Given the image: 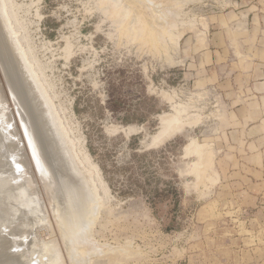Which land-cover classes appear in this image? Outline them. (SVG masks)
<instances>
[{"label":"rangeland","instance_id":"1","mask_svg":"<svg viewBox=\"0 0 264 264\" xmlns=\"http://www.w3.org/2000/svg\"><path fill=\"white\" fill-rule=\"evenodd\" d=\"M255 1L6 0L17 38L76 152L95 166L100 203L87 240L62 238L74 221L63 190L74 171L38 114L0 22V107L13 123L0 117V173L11 166L23 178L26 168L32 177L26 194L39 201L27 228L12 231L14 208L26 194L18 189L7 207L2 202L12 189L0 188V264H264V123H240V103L264 64V0ZM252 9L260 16L253 29ZM4 77L26 122L33 125L36 117L30 133H40L37 152ZM163 119L171 122L169 131L152 140ZM15 145L23 167L13 162ZM39 159L53 177L38 170ZM43 181L52 184V202ZM73 183L83 185L78 174ZM79 204L76 222L86 218Z\"/></svg>","mask_w":264,"mask_h":264},{"label":"bare ground","instance_id":"2","mask_svg":"<svg viewBox=\"0 0 264 264\" xmlns=\"http://www.w3.org/2000/svg\"><path fill=\"white\" fill-rule=\"evenodd\" d=\"M10 9V8H9ZM9 9H7V4H6V0H0V22H1V24H2V27L1 28H3V31H4V34L3 35H5L4 37L6 38V39H4V40H6V43H7V45H9V48L8 49H10L12 52H13V55H14V57L18 60V62H17V60H16V64L18 65V63H19V67H21L22 68V71H23V74H24V77H25V79L27 80L26 81V83L28 82V84H29V86H30V88L32 89V93L35 95V97H37L36 99H38V104H39V106L41 107L40 109H39V113L38 114H40V115H43L47 120V124L49 123L50 124V128H51V132H52V134H53V136L55 137V143L57 142V144H59V146L61 147V149L63 150V152H64V154H66V157H67V162H68V168L70 169V170H72V171H74V173H73V175L76 177V174H78L79 176H80V180L82 181V184L83 185H81V187H79L80 185H78V188H76V185H74V176L72 177H70V179L69 178H67V180L65 181L66 183H64L63 184V190L65 191V199H64V202L65 203H69L70 204V208L72 209L70 212H69V215L71 216V217H73L74 218V221H72L71 223H70V226L69 227H67L66 228V232H63V233H61V235H62V238H66L67 239V241L69 242H73V240L75 239V235H76V238L78 239V237H81V239L82 240H87V238L88 237H90V229H91V223H93V218L95 217V213L97 212V208H98V206L97 205H99V199H98V197L96 196V193H97V191H94V190H96V189H94L93 187L95 186V185H93V183L94 182H92V175H93V172H94V169H95V166H93L92 164H90L89 162H88V158L85 156V157H83V159H81V156L79 157V153L78 152H76L77 150L75 149V145H74V141L69 137V135H68V130H66V128H65V126L63 125V122H62V119H61V117L59 116V114H58V111H57V108L54 106V104H53V102H52V99H51V97L48 95V92H47V89L45 88V86H44V84H43V82L41 81V79H40V76L38 75V72H36V70L34 69V67L32 66V63L30 62V60H28V57H27V52L23 49V47H22V45H21V43L19 42V40H18V38H17V35H16V29H14L13 28V26H12V24H11V21H10V17L12 16H10V14H9ZM11 9H12V7H11ZM10 9V10H11ZM14 14V13H13ZM10 16V17H9ZM14 23H15V21H13ZM0 24V25H1ZM15 25V24H14ZM2 35V34H1ZM3 41V40H2ZM21 41V40H20ZM22 41H24L25 42V40H22ZM21 41V42H22ZM4 43H5V41H4ZM5 43V44H6ZM1 45V44H0ZM7 45H5L6 47H8ZM29 46V45H28ZM27 47V46H26ZM25 47V48H26ZM8 49H6V50H8ZM1 50V49H0ZM4 50V49H3ZM1 52V51H0ZM6 52V51H5ZM2 53V52H1ZM12 54V53H11ZM4 54L2 53V56H3ZM6 55V54H5ZM9 55V54H8ZM12 57V56H11ZM13 57V58H14ZM3 58V57H2ZM10 58V57H9ZM14 58V59H15ZM1 59V58H0ZM11 59V58H10ZM10 59H8V60H10ZM4 61H5V59H3ZM6 62L8 63V61L6 60ZM1 64H2V61L0 62ZM7 63H5L6 65H7ZM4 64V65H5ZM10 65H13V64H10ZM4 67V66H3ZM7 67H9V65L7 66ZM7 67H6V69H7ZM5 69V68H4ZM13 69H14V66H13ZM12 70V69H11ZM10 70V71H11ZM4 71V70H3ZM9 71V72H10ZM13 71V70H12ZM11 71V72H12ZM21 71V70H20ZM22 71H21V73H22ZM6 72H8V71H5L4 72V74L6 73ZM3 73V72H2ZM3 74V75H4ZM20 74V73H19ZM7 75V74H6ZM14 76V75H13ZM1 77V76H0ZM5 78V77H4ZM15 78V77H14ZM23 78V77H22ZM9 79V78H8ZM5 80H6V78H5ZM10 80H11V77H10ZM14 80V79H13ZM17 81H18V79H17ZM6 82H7V80H6ZM19 82V81H18ZM11 83H13L14 84V82H11ZM25 83V82H24ZM6 84H8L9 86H7V87H9V93H11V100H13V102L15 103V110H16V112H17V116L19 117V119H20V123H22V128H23V131H24V135L26 136L25 138H27L26 140H28L27 141V143L29 144V146L33 149V151L34 152H37V151H39V145H38V141L36 142V139H38L39 137H40V133L38 132V130L35 132V133H30V126L32 125V124H30V123H28V122H26V119H27V112L25 111V109L20 105V102H18L19 100L17 99V95H16V93H15V90H13L12 89V87H11V84L10 83H6ZM16 84H18V83H16ZM20 85V84H19ZM14 86H15V84H14ZM22 85H20V88H22L21 87ZM15 87H17V86H15ZM25 88V87H24ZM27 89V88H26ZM21 90V89H20ZM29 92V91H28ZM20 93V92H19ZM31 93V92H30ZM21 94V93H20ZM10 95V94H9ZM31 95V94H30ZM29 96V95H28ZM25 97V96H24ZM31 98V97H30ZM20 99V98H19ZM37 101V100H36ZM27 102V101H26ZM29 102V101H28ZM27 102V103H28ZM0 103H1V101H0ZM22 103V102H21ZM28 106V105H27ZM2 107V110H0V117H1V119H3L7 124L6 125H13V123L11 122L12 120H11V116H10V114H9V116H8V111H4L5 110V108L3 107V106H1ZM0 107V108H1ZM31 108V107H30ZM27 109V108H26ZM29 111V110H28ZM15 114V113H14ZM14 114H12V115H14ZM29 114L30 115H33L34 113H33V110H31L30 112H29ZM2 116H4L3 118H2ZM14 118V117H13ZM29 120V119H28ZM164 120V119H163ZM30 122V121H29ZM32 122H33V127H37V125H38V122H37V120H36V117L35 116H33V120H32ZM43 122V121H42ZM64 123H65V121H64ZM5 124V123H4ZM30 124V125H29ZM171 125V122L170 121H166V120H164L162 123H161V126H160V129L158 130V132L155 134V135H153L152 136V140H154V139H156V138H158L160 135H162L164 132H166V131H169V129H170V126ZM5 126V125H4ZM5 128V127H4ZM67 128H69V127H67ZM5 129H8L7 127L5 128ZM4 129V130H5ZM14 130V129H13ZM7 131V133L6 134H9L11 137L12 136H14L15 135V133L14 132H12L11 130H6ZM34 131V130H33ZM70 131V130H69ZM4 132V131H3ZM172 132V131H171ZM168 133V132H167ZM2 135H4V134H2ZM4 137V136H3ZM165 136H163V138H164ZM162 138V137H161ZM10 139V138H9ZM12 139V138H11ZM47 139H49V138H47ZM160 139V138H159ZM15 140V139H14ZM14 140H13V142H14ZM16 140H18V138L16 139ZM44 140V139H43ZM46 140V139H45ZM157 141H159V140H157ZM161 141H163V140H161ZM4 142H5V139H4ZM13 142H10V144H11V146H14V145H12L13 144ZM15 142H18V141H15ZM7 143V142H6ZM48 143V142H47ZM17 144V143H16ZM40 144V143H39ZM44 144V143H43ZM49 144V143H48ZM3 145V144H2ZM77 145V144H76ZM15 146H17V145H15ZM50 146H52V145H50ZM54 146V145H53ZM6 147V146H5ZM9 147V146H8ZM18 147H19V145L17 146V151L15 150L14 152H16V153H13V154H15L16 156H18V155H21V152H20V149H19V151H18ZM42 147V146H41ZM48 148V147H47ZM47 148H46V150H47ZM50 148V147H49ZM78 148V147H77ZM50 150V149H49ZM43 152V151H42ZM5 153V152H4ZM8 153V152H7ZM9 154V153H8ZM40 154V153H39ZM53 155V154H52ZM85 155V154H84ZM41 156V155H40ZM50 156V155H49ZM1 157H3V156H1ZM57 157V156H56ZM24 158V157H23ZM46 158H47V156H46ZM51 158V157H50ZM2 159V158H1ZM4 159V158H3ZM41 159H42V156H41ZM41 159H39V160H37V161H35V165H36V167L38 168V170L40 171H42V172H46V173H50L51 175L53 174V173H51V170L48 168V166L50 165V164H47V162L46 161H43V160H41ZM52 159H54V158H52ZM51 159V160H52ZM58 159H59V157H58ZM7 160V159H6ZM29 160V159H28ZM24 161H26V160H24ZM23 161V159H20V156H18V159L17 160H15L14 161V159H13V162L14 163H21V166L23 165L24 166V162ZM54 161V160H53ZM52 161V162H53ZM32 162V161H31ZM63 162V161H62ZM84 162L86 163V165L84 164ZM59 163H60V161H59ZM65 163V162H64ZM7 164H9L8 162H7ZM11 164V163H10ZM33 165V164H32ZM55 165V164H54ZM58 165V164H57ZM62 164H60V166H61ZM6 166V165H5ZM4 166V167H5ZM22 166V167H23ZM59 166V167H60ZM63 166V165H62ZM11 166H9L8 167V170H7V172L8 173H6V174H4V173H0V188L2 189L3 188V186L6 188V190H8L9 191V189H12V190H10L9 191V193H7V198H5V199H7L6 200V202H2V203H4V204H6V206L7 207H9V206H11L12 205V202L10 201V200H12L13 201V197L11 196V195H15V192L19 189V191H18V193L17 194H19V193H22V194H26L27 193V189H26V187H27V185H28V188H29V184L31 185V182L30 181H32V177L29 175V176H25V173H26V171H25V169L23 170L24 171V176H23V178H20L22 175V173H20L19 171V173H14V171H16V170H12V168H10ZM17 167V166H16ZM31 167V166H30ZM34 167V166H33ZM56 167V166H55ZM59 169V168H58ZM65 169V168H64ZM6 170V169H5ZM22 170V169H21ZM32 170V169H31ZM57 170V169H56ZM55 170V171H56ZM32 173H33V171H32ZM58 173V172H57ZM98 173V172H97ZM62 174V173H61ZM69 174H71V173H69ZM49 175V174H48ZM55 176V175H54ZM17 177L18 178H20L21 180L19 181V179H17ZM49 177H50V175H49ZM52 177H53V175H52ZM53 179V178H52ZM77 179V178H76ZM39 180V179H38ZM37 181V180H36ZM56 181V180H55ZM61 181V180H60ZM11 182H13V183H11ZM29 182V183H28ZM101 182V181H100ZM34 183H36V182H34ZM34 183H32L33 184V186H34ZM41 183V182H40ZM36 184H38V183H36ZM80 184V183H79ZM8 185V186H7ZM41 185H42V183H41ZM44 186V187H43ZM39 187V186H38ZM41 187V186H40ZM42 187L43 188H45L46 190L45 191H47L46 193H44V194H48V192H50V195L49 196H47L48 197V199H49V201L50 200H52L53 198H52V196H51V191L53 192V190H51L52 189V184L51 183H49V182H47V181H43V185H42ZM36 188V187H35ZM34 188V189H35ZM3 190V189H2ZM44 190V189H43ZM6 192V191H5ZM44 192V191H43ZM4 193V192H3ZM36 193V192H35ZM57 192L55 191V194H56ZM2 194V193H1ZM21 194V195H22ZM37 194V193H36ZM6 195V194H5ZM20 195V194H19ZM32 196H33V194H31ZM57 195V194H56ZM24 196V195H23ZM35 196V195H34ZM59 196V195H58ZM15 197H17V196H15ZM31 198V196H28L27 194H26V198L24 199V201L22 202L23 204H22V207H19V208H14L15 210H14V212H13V214H14V220H16L18 223L15 225V226H13V229H12V231H20V230H25V228H27L26 226H27V223L28 222H30V221H27V219H29V217H31L29 214H31L32 215V213L34 212L33 210H35V208H36V206H38L39 205V201L38 200H36L34 197H32L34 200H31L30 198ZM37 198V197H36ZM59 198V197H58ZM5 199H4V201H5ZM16 199L17 198H15V202H16ZM19 199H22V198H19ZM42 199V198H41ZM2 200V199H1ZM58 201V200H57ZM14 202V201H13ZM18 202V201H17ZM33 202V203H32ZM50 202H52V201H50ZM76 202L77 203H80L79 205H80V207H83V208H85V216H86V218L83 220V221H77L76 222V218H75V216H76ZM32 203V204H31ZM84 203H86L87 204V206H85L84 205ZM16 204V203H15ZM61 204V203H60ZM18 205V204H17ZM59 205V204H58ZM66 205V204H65ZM5 206V205H4ZM4 206L2 207V208H4ZM21 206V205H20ZM52 206V205H51ZM61 207V206H60ZM68 207V206H67ZM66 207V208H67ZM1 208V207H0ZM9 209V208H8ZM37 209V208H36ZM3 210V209H2ZM2 210H0V211H2ZM12 210V209H11ZM39 210V209H38ZM13 211V210H12ZM11 211V212H12ZM39 211H42L41 209L39 210ZM60 212V211H59ZM4 213V212H3ZM42 213V212H41ZM7 214V213H6ZM16 214V215H15ZM4 215V214H3ZM59 215V214H58ZM64 215V214H63ZM5 216V215H4ZM8 216V215H7ZM57 216V215H56ZM88 216V217H87ZM94 216V217H93ZM42 217V216H41ZM41 217H39V218H41ZM10 218V217H9ZM38 218V219H39ZM31 219H32V217H31ZM34 219V218H33ZM59 219V218H58ZM62 219V218H61ZM65 219V218H64ZM5 220H7V219H5ZM34 220H36V219H34ZM40 220V219H39ZM60 220V219H59ZM63 220V219H62ZM73 220V219H72ZM63 221H65V220H63ZM9 222V221H8ZM11 222V221H10ZM60 223V222H59ZM12 224V223H11ZM37 224V223H36ZM66 224V223H65ZM5 225V224H4ZM33 225V224H32ZM31 225V226H32ZM49 226V225H48ZM58 226V225H57ZM31 228V227H30ZM60 228V227H59ZM64 228V227H63ZM61 230H63L62 229V227L60 228ZM65 229V228H64ZM29 230V229H28ZM27 230V231H28ZM31 231L30 232H32V229H30ZM64 231V230H63ZM10 232V231H9ZM80 232V233H79ZM29 233V232H28ZM79 233V234H78ZM10 234V233H9ZM8 234V235H9ZM19 234H20V232H19ZM70 234H73L74 236H69ZM13 236V235H12ZM16 236V235H15ZM53 236V235H52ZM2 237V236H1ZM7 237H9L10 238V235L9 236H7ZM26 237H28V236H26ZM37 237V236H36ZM3 238V237H2ZM6 238V237H5ZM48 238V237H47ZM4 239V238H3ZM8 239V238H7ZM5 240V241H8V240ZM14 240V239H13ZM56 240V239H55ZM11 241H12V239H11ZM65 242V241H64ZM69 242V243H70ZM71 242V243H72ZM14 243H16V240H15V242ZM21 243V242H20ZM4 244H7V242L6 243H4ZM17 244H18V242H17ZM44 244V243H43ZM27 245V244H26ZM69 245V244H68ZM50 246H51V244H50ZM66 246V245H65ZM4 248H5V245H4ZM61 248V247H60ZM66 248V247H65ZM76 248V247H75ZM7 249V248H6ZM47 249V248H46ZM36 250V249H35ZM66 250V249H65ZM77 250V249H76ZM51 251H53V250H51ZM57 251V250H56ZM70 251V250H69ZM7 252V254H8V250L6 251ZM18 252V251H17ZM49 252H50V250H49ZM66 252H67V250H66ZM14 253V252H13ZM70 253V252H69ZM74 253V252H73ZM76 253V252H75ZM73 254L74 255V258H75V255L76 254ZM23 254V253H22ZM29 254V253H28ZM34 254V253H33ZM91 254V253H90ZM10 255V254H9ZM17 255H18V253H17ZM11 256V255H10ZM36 256V255H35ZM44 256V255H43ZM42 256V257H43ZM9 257V256H8ZM14 257V256H13ZM17 257V256H16ZM23 257V256H22ZM38 257V256H37ZM72 257V256H71ZM12 258V257H11ZM25 258V257H24ZM41 258V257H40ZM29 259H31V258H29ZM47 259V258H46ZM51 259V258H50ZM4 260V259H3ZM49 260V259H48ZM16 261H17V259H16ZM63 261H64V259H63ZM71 261H73V257H72V259H71ZM77 261V260H76ZM53 262H54V259H53ZM38 263V262H37ZM46 263V262H45ZM20 264H21V261H20ZM40 264V263H39ZM50 264H51V261H50ZM86 264V263H85Z\"/></svg>","mask_w":264,"mask_h":264},{"label":"crops","instance_id":"3","mask_svg":"<svg viewBox=\"0 0 264 264\" xmlns=\"http://www.w3.org/2000/svg\"><path fill=\"white\" fill-rule=\"evenodd\" d=\"M254 3L258 5H262L260 3V0L255 1ZM256 5V6H258ZM249 10L248 11V17L250 19V27L251 29L255 28L256 24L253 21L255 18V14L257 17H260L258 12ZM259 26H264V20L260 17ZM250 32V30H249ZM259 66H263V71L261 75L258 78H254L253 82L250 84L249 89L251 94L247 97V99H243L240 103V110L244 113L242 120H240V123L243 122L246 124L248 122V125H252L251 127H254L256 123H264V64L258 63ZM256 66V63H255ZM257 68V67H256ZM255 67H252V71L250 75H254L256 70ZM251 69V68H250Z\"/></svg>","mask_w":264,"mask_h":264}]
</instances>
